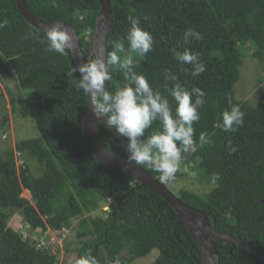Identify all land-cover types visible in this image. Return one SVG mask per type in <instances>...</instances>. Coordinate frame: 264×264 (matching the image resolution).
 Returning a JSON list of instances; mask_svg holds the SVG:
<instances>
[{
    "label": "trees",
    "instance_id": "1",
    "mask_svg": "<svg viewBox=\"0 0 264 264\" xmlns=\"http://www.w3.org/2000/svg\"><path fill=\"white\" fill-rule=\"evenodd\" d=\"M24 1L40 22L73 28L88 61L101 11L98 0ZM110 4L116 18L107 37L106 56L122 44L125 51L118 55L122 59L133 55V70L168 99L173 113L176 105L168 89L176 83L188 91L198 87L205 92L198 109L200 120L193 123L196 143L184 154L175 181L163 183L159 173L142 168L166 187L181 177L182 168H192L213 190L198 195L181 189L176 197L207 213L209 224L215 222L220 234L249 242L264 254V102L251 106L238 101L234 93L247 57L244 47L264 71V0H110ZM129 17L139 19L140 27L154 38L146 56L127 51ZM0 18L8 19L0 29V78L8 85L16 119L31 120L38 132V137L18 140L14 149L0 153V264H63L58 254L42 245L50 240L41 235L53 231L60 238L74 221L79 243L76 259L69 264L88 253L98 264H136L153 251L158 253L154 264H201L199 246L177 225L170 204L92 154L83 133L89 98L66 76L76 65L70 49L67 55L47 51L45 35L27 23L15 0H0ZM188 28L199 31L203 39L185 44L182 36ZM174 47L199 53L206 71L190 75L192 66L173 58ZM165 70L177 80H167ZM110 71L106 90L114 92L124 81L115 67ZM19 93H24L23 98ZM2 98L0 94V105ZM231 105L244 112L243 125L224 132L218 127L220 115ZM5 129L0 121L2 139ZM158 130H162L159 121L153 122L145 136ZM201 132L209 138L204 145L199 143ZM99 136L106 150L127 159L123 144L104 124H99ZM230 148L235 151L230 153ZM30 159L41 169L39 177ZM214 172L221 177L216 185L211 183ZM24 191L29 200L22 197ZM109 198L110 212H105ZM216 247L220 264H261L258 254L249 249L221 243ZM65 248L66 253L74 252Z\"/></svg>",
    "mask_w": 264,
    "mask_h": 264
},
{
    "label": "clouds",
    "instance_id": "2",
    "mask_svg": "<svg viewBox=\"0 0 264 264\" xmlns=\"http://www.w3.org/2000/svg\"><path fill=\"white\" fill-rule=\"evenodd\" d=\"M129 21L131 27L126 33L127 51L146 56L153 49L154 38L149 31L140 27L139 19L129 17ZM7 24V18H0V29ZM71 39L66 29L53 26L46 31L42 42L46 43L47 51L67 55L66 49L71 47ZM182 39L187 44L191 40H202L203 36L199 31L188 28L183 32ZM124 51V46L118 43L105 59L97 57L73 65L66 76L78 91L82 90L88 96L97 122H102L117 137L126 139L127 143L123 147L127 152V161L156 171L163 183L175 181L184 154L189 153L196 143L193 139V123L200 120L198 109L204 104L205 92L198 87L188 91L176 83L168 89L176 105L173 113L168 99L154 91L145 76L133 70V55L126 54L123 59L118 55ZM171 51L177 62L192 66L190 75L199 76L206 71V66L200 62L199 53L191 52L188 48L179 51L175 47ZM112 67L122 73L124 83L114 92H109L105 82L112 79ZM77 73L78 79L74 78ZM165 78L177 80L170 70H165ZM244 115L239 105H231L230 109L221 113L222 123L218 127L224 132H235L243 125ZM156 121H159L162 130L145 136L146 130ZM208 142V134L201 132L200 145ZM234 151V148L229 149L230 153ZM191 175L194 177L196 173ZM220 178V174L214 172L211 183L216 185ZM75 264H98V261L88 253L78 258Z\"/></svg>",
    "mask_w": 264,
    "mask_h": 264
},
{
    "label": "water",
    "instance_id": "3",
    "mask_svg": "<svg viewBox=\"0 0 264 264\" xmlns=\"http://www.w3.org/2000/svg\"><path fill=\"white\" fill-rule=\"evenodd\" d=\"M18 10L27 23L45 35L46 31L53 27L59 26L66 29L71 36V47L75 64L86 62L80 41L76 31L64 23H56L54 25H46L37 20L29 11L24 0H15ZM101 6V11L96 19L95 30L92 35V50L88 55V60L106 58L107 52V37L115 20L110 0H98ZM108 81L105 82V88ZM103 119V118H102ZM99 124L91 111V104L88 100V106L83 120V133L94 157L102 164L122 173H125L140 183L142 187L148 188L153 193L161 196L175 210L178 216L177 225L186 229L195 243L199 246L203 261L201 264H220L219 255L216 244L221 243L225 246H234L239 248L249 249L258 254L260 263L264 264V254L260 249L253 244L242 239H233L225 234H220L215 227V222L209 224V215L200 210L192 209L183 204L164 184L152 178L141 165H137L134 161L129 162L108 150L100 144ZM113 133V132H112ZM114 134V133H113ZM115 135V134H114ZM116 136V135H115ZM117 137V136H116ZM123 145H126V140L123 137H117ZM35 244V243H34Z\"/></svg>",
    "mask_w": 264,
    "mask_h": 264
},
{
    "label": "rangeland",
    "instance_id": "4",
    "mask_svg": "<svg viewBox=\"0 0 264 264\" xmlns=\"http://www.w3.org/2000/svg\"><path fill=\"white\" fill-rule=\"evenodd\" d=\"M244 50L247 57L245 63L240 69V80L235 85L234 93L238 101L247 102L251 106H256L260 101L264 102V71L262 66L252 59V51H250L248 47H244ZM7 86L8 85L4 84L0 78V94L3 96L0 105V121L8 127V131L5 129L6 131L4 132V139L1 138L3 131H0V153H2V151H4L6 148L14 149L18 140H30L38 137V132L35 126H33L31 120L25 119L18 121L16 119V111L12 107L13 104L7 92ZM10 87L13 88V85H10ZM23 94L24 93H19V96L23 98ZM25 94L28 96V93ZM16 100L17 107L19 109L20 100L19 98L15 99V106ZM18 157L19 155H17V158ZM28 162L30 167L34 169V172L38 175L36 177H39L42 172L41 169L37 167L36 161L30 159ZM191 173L196 172L193 171L192 168H182L181 177L176 182L169 185L168 189L175 196H179L181 189L192 191L198 195H206L211 190H213L212 186L205 183L197 176V173L194 177L191 175ZM22 197L29 200L30 194L27 191H24ZM111 203L112 201L110 198L107 199V205L104 208L105 212H110ZM95 214L97 215L98 213H94L93 215ZM77 223V221H74L72 229L61 233L60 238L58 237V233L53 231H49L48 233L46 232L45 234L43 233L44 236L41 235V230H39V233H37V235H41V237L50 240V242H46L43 240V238V241L41 240L42 245L46 249L50 250L53 254H58L60 262L63 264H69L76 259L75 250L78 248L79 241L77 240L74 230L76 229ZM65 246L74 250V252L66 253ZM157 257V251H153L149 256L136 261V264H154Z\"/></svg>",
    "mask_w": 264,
    "mask_h": 264
}]
</instances>
